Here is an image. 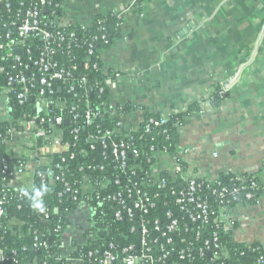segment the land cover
<instances>
[{
  "label": "built area",
  "instance_id": "built-area-1",
  "mask_svg": "<svg viewBox=\"0 0 264 264\" xmlns=\"http://www.w3.org/2000/svg\"><path fill=\"white\" fill-rule=\"evenodd\" d=\"M65 3L0 0V228L3 218L10 227L22 225L18 217L9 219L8 205L15 198L26 199L21 189L37 188L39 182L58 199L67 197L89 211L81 238L68 250L62 242L56 261L68 251L72 264H236L220 237L251 248L232 237L233 211L242 204L237 203L240 196L250 200L253 193H264V179L258 174L236 176L239 185L228 188L218 178L188 175L184 166L189 149L144 145L143 135L165 127L177 114L132 121L113 93L121 81L135 80L136 73L107 66L102 19L73 22L64 16ZM109 14L119 17L117 11ZM93 27L96 33H90ZM91 73L100 79L93 85L88 81ZM235 79L223 84L219 94ZM104 89L107 101L100 97ZM13 105L21 109L14 111ZM182 126L179 120L173 124L176 132ZM169 134L168 129L158 133L166 140ZM76 155L83 163L75 166L70 161ZM169 178L175 186L156 191L166 189ZM249 180L252 191H245ZM29 208L34 209L30 203ZM48 210L39 211L44 219ZM94 218L102 227L86 238ZM58 230L56 226L51 233ZM28 232L36 250L48 247L41 238L49 231ZM257 245L260 254L252 264H264V245ZM84 246L88 249L82 251ZM14 255L0 248V263ZM29 264H38L37 258Z\"/></svg>",
  "mask_w": 264,
  "mask_h": 264
},
{
  "label": "crops",
  "instance_id": "crops-1",
  "mask_svg": "<svg viewBox=\"0 0 264 264\" xmlns=\"http://www.w3.org/2000/svg\"><path fill=\"white\" fill-rule=\"evenodd\" d=\"M65 5L64 16L82 24L119 13V34L103 61L137 75L113 93L116 103L130 107L132 121L194 107L174 136L190 151L188 175L264 179V0H66ZM235 75L215 102L213 96ZM83 212L86 222L75 217L64 235L66 250L89 222L88 208ZM233 212V239L264 245V193Z\"/></svg>",
  "mask_w": 264,
  "mask_h": 264
},
{
  "label": "trees",
  "instance_id": "trees-1",
  "mask_svg": "<svg viewBox=\"0 0 264 264\" xmlns=\"http://www.w3.org/2000/svg\"><path fill=\"white\" fill-rule=\"evenodd\" d=\"M99 18L102 19V26L105 29L106 37L108 40L107 46L109 47L113 44L114 40L117 38L120 30V20L117 19L115 16H112L110 14L107 15H99ZM90 33H96V28L93 27L90 30ZM100 79L97 78L96 73L88 74V81L89 85H93L96 81H99ZM95 94L92 98L95 99L97 97V92L95 91ZM100 97L102 100L107 101L108 100V92L106 89L100 94ZM215 102H219L220 99H222V96L219 95V91L217 94L213 96ZM14 111H18L21 109V107L17 105H13ZM130 107L128 105L124 106V110L128 111ZM194 107H189V109L182 113L175 115L165 127L162 128H152L150 134L143 135L142 141L144 142V145H150V143H153L154 145L163 146V145H169L170 147L175 146V142L172 140L174 136H176V130L173 127V124L176 120H179L182 124L184 123L185 117L188 116L192 112ZM146 117H149L147 115ZM103 126H108V121L103 122ZM160 129H168L170 132L169 139H164L163 135H158L160 132ZM83 133V132H82ZM3 148L0 146V153H2ZM97 154V151L90 153L91 156H94ZM71 164L79 165L83 163L82 159L78 157L77 155L74 157L72 161H70ZM75 176H78L77 173H75ZM144 176V174L142 175ZM65 180L69 181V177ZM172 179L169 178V181L167 183V188L160 190L156 189V191H168L169 188L174 187L175 184L171 181ZM218 180L221 184L224 186L231 188L233 185H239V182L234 180L233 175H220L218 177ZM251 184L250 180L246 181L244 184L245 191H252V189L249 187ZM37 188H40L42 185L38 183L35 184ZM45 186V185H44ZM259 186V184H258ZM46 194L43 196V203L45 205V208H49L48 210V218H43L39 211L35 209L29 208V199L28 198H15L12 205H8V212L7 215L10 218L12 217H18L22 221V225L19 227H10L8 225V219L3 218L1 220V228H0V248L3 249L6 253L15 252V255L12 258V261L0 263V264H29L32 259L35 257L38 260V264H72L67 260V256H71L70 252H66L64 258H62L59 261L55 260L57 252L59 254H62V250H60V245L63 242L65 230L68 225V219L69 217L74 214V212L77 210V205L73 203L71 200H69L67 197L58 199L56 197L55 193L50 194L48 191H51L47 186ZM57 190L61 189V186L56 187ZM260 191V190H259ZM262 195L261 192L253 193V197L250 200H243L240 196L238 198L237 203H242L243 205H252L255 203V200L258 199ZM24 199V200H23ZM18 200V201H17ZM20 204V209H17V205ZM94 226L93 229L90 231H87L84 235V237H88V233L94 232L95 230H98L102 227V224L98 222L99 220L94 218ZM56 226H59V230L57 232H52ZM44 229L49 231V234L45 237H42L41 239H45L48 247L43 249L40 248L39 250H36L33 247V235H29V230H40ZM116 234V238L119 239L118 232L114 231V235ZM113 235V234H112ZM99 237L100 235H97ZM222 242L227 243V247L229 249V253L231 256V260L235 262L236 264H252L256 261V259L259 256V252L256 251V248L258 247L257 244H253L250 249L244 247L243 245H235L231 243L230 238L226 235H221L220 237ZM100 244V247L102 248V241L100 240L98 242ZM88 249V246L82 247V251ZM58 254V255H59Z\"/></svg>",
  "mask_w": 264,
  "mask_h": 264
},
{
  "label": "clouds",
  "instance_id": "clouds-1",
  "mask_svg": "<svg viewBox=\"0 0 264 264\" xmlns=\"http://www.w3.org/2000/svg\"><path fill=\"white\" fill-rule=\"evenodd\" d=\"M47 188L41 186L40 188L21 189V195L28 198L31 206L37 211H44L45 205L43 203V196L46 194Z\"/></svg>",
  "mask_w": 264,
  "mask_h": 264
},
{
  "label": "rangeland",
  "instance_id": "rangeland-1",
  "mask_svg": "<svg viewBox=\"0 0 264 264\" xmlns=\"http://www.w3.org/2000/svg\"><path fill=\"white\" fill-rule=\"evenodd\" d=\"M69 5H71V4H69ZM156 168H158L157 165H156ZM84 209L85 210L87 209L86 205H80L77 208L76 213H74L71 217H69V224H68V226H67V228L65 230V233L67 232L68 227L72 225V222L75 221V217H78L79 218V222L82 223V224H84L86 222V218H85V215H84V212H83ZM86 225H88V222H87Z\"/></svg>",
  "mask_w": 264,
  "mask_h": 264
},
{
  "label": "water",
  "instance_id": "water-1",
  "mask_svg": "<svg viewBox=\"0 0 264 264\" xmlns=\"http://www.w3.org/2000/svg\"><path fill=\"white\" fill-rule=\"evenodd\" d=\"M172 140L175 141V137H173Z\"/></svg>",
  "mask_w": 264,
  "mask_h": 264
}]
</instances>
